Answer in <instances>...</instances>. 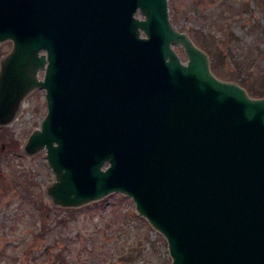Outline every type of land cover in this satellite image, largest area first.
<instances>
[{
	"label": "water",
	"instance_id": "95a60500",
	"mask_svg": "<svg viewBox=\"0 0 264 264\" xmlns=\"http://www.w3.org/2000/svg\"><path fill=\"white\" fill-rule=\"evenodd\" d=\"M168 5L0 0V127L43 89L23 151L45 150L53 205L120 193L171 264H264V96L216 77Z\"/></svg>",
	"mask_w": 264,
	"mask_h": 264
},
{
	"label": "rangeland",
	"instance_id": "374dc122",
	"mask_svg": "<svg viewBox=\"0 0 264 264\" xmlns=\"http://www.w3.org/2000/svg\"><path fill=\"white\" fill-rule=\"evenodd\" d=\"M168 2L177 30L195 42L198 31L213 35L216 47L227 55L225 76L215 73L218 77L240 84L241 79L255 78L257 69L264 79V0ZM11 48L10 41L0 42V60ZM174 48L185 60L183 50ZM250 48L251 60L239 67ZM22 103L15 119L0 127L6 128V138H0V145H6L0 150V264H171L165 238L136 213L131 198L111 193L78 208L52 204L46 189L54 177L45 150L34 155L23 151L46 114L44 90L29 93ZM10 138L18 142L17 148L8 146Z\"/></svg>",
	"mask_w": 264,
	"mask_h": 264
},
{
	"label": "trees",
	"instance_id": "16d2710c",
	"mask_svg": "<svg viewBox=\"0 0 264 264\" xmlns=\"http://www.w3.org/2000/svg\"><path fill=\"white\" fill-rule=\"evenodd\" d=\"M225 11V10H224ZM233 10L230 9L229 12V18L232 17ZM222 15H224L222 13ZM221 15V17H222ZM261 34H264V27H262V29L260 30ZM196 42L198 43V45L200 47H202L209 55L210 59H211V68L213 70L214 73L221 74V76H225L223 75V71H222V64L225 63L226 57L227 55L224 54V52H222L219 48L216 47V44L214 42L213 39V35L210 34H206L202 31H198L196 34ZM231 50V49H228ZM254 53L253 49L250 48L249 51L247 52L246 55L243 56L242 60L243 61H239L237 64L239 66V64H246L247 62H249L252 58V54ZM230 54L233 55V51H230ZM242 62V63H241ZM241 67V66H239ZM253 67V66H251ZM221 69V70H220ZM232 73H229V76L232 78H235V71H231ZM256 74L257 76L255 78H250L246 77L245 79H241L240 80V84L246 88V90L248 91V93L251 96H255V97H261L264 95V79L262 77V74L259 70L256 69ZM252 74V72L250 73ZM237 78V77H236ZM4 131V134H2L0 136L1 139H4L3 137H5V132H6V128H2L0 131L1 132ZM7 134V133H6ZM6 138V137H5ZM18 142L15 140V138H10L8 146L11 148H17Z\"/></svg>",
	"mask_w": 264,
	"mask_h": 264
},
{
	"label": "bare ground",
	"instance_id": "6f19581e",
	"mask_svg": "<svg viewBox=\"0 0 264 264\" xmlns=\"http://www.w3.org/2000/svg\"><path fill=\"white\" fill-rule=\"evenodd\" d=\"M23 103L21 104V107H22Z\"/></svg>",
	"mask_w": 264,
	"mask_h": 264
}]
</instances>
